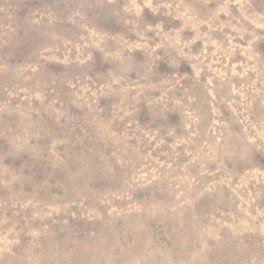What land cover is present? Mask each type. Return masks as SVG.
Returning a JSON list of instances; mask_svg holds the SVG:
<instances>
[{"label":"rangeland","instance_id":"rangeland-1","mask_svg":"<svg viewBox=\"0 0 264 264\" xmlns=\"http://www.w3.org/2000/svg\"><path fill=\"white\" fill-rule=\"evenodd\" d=\"M0 264H264V0H0Z\"/></svg>","mask_w":264,"mask_h":264}]
</instances>
